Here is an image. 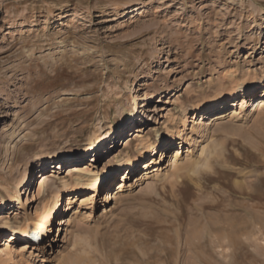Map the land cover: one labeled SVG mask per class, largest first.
Listing matches in <instances>:
<instances>
[{"label": "rangeland", "instance_id": "1", "mask_svg": "<svg viewBox=\"0 0 264 264\" xmlns=\"http://www.w3.org/2000/svg\"><path fill=\"white\" fill-rule=\"evenodd\" d=\"M263 71L264 0H0V219L8 214L17 228L25 214L42 213L53 186L74 174V161L102 175L117 155L133 156L138 127L157 144L175 118L182 161L187 151L198 156L199 146L212 142L219 157L214 172L173 186L163 175L179 146L174 141L157 165L158 179L136 182L151 163L147 155L129 176L133 188L111 207L106 196L116 193L121 173L99 189L94 208L92 193L75 195L68 211V195H61L40 245L49 260L30 256L21 250L25 240L5 233L0 250L10 247L18 257H3L2 264H264V107L251 111L253 103L238 119L225 120L232 130H209L205 138L192 117L196 105L230 86L229 75L260 83ZM256 89L252 99L264 94ZM238 100L222 106L238 109ZM144 111L143 119L130 120ZM123 112L128 117L121 125ZM98 130L101 136L87 145ZM23 135L26 144L16 146ZM41 150L78 153L52 158L44 168L53 179L38 195ZM156 154L159 160L161 151ZM25 169L29 181L9 202L3 187L15 188ZM30 191L33 198L19 208ZM66 215H74L71 236L59 240V219Z\"/></svg>", "mask_w": 264, "mask_h": 264}, {"label": "bare ground", "instance_id": "2", "mask_svg": "<svg viewBox=\"0 0 264 264\" xmlns=\"http://www.w3.org/2000/svg\"><path fill=\"white\" fill-rule=\"evenodd\" d=\"M260 12H262V10H260ZM155 41H156L155 43L157 44L159 39L157 38ZM22 46H23L22 43L19 42L17 50L21 49ZM57 46L60 47V49L65 48L64 43H59ZM159 46L160 44L157 45V47ZM54 51L59 52L60 50L59 51L54 50ZM262 74L264 76V71L262 72ZM234 75L235 74L229 75V78L231 81L230 86L226 87L225 89L219 92H216V95H214L213 97L204 99L202 103L195 106L194 114L196 115L193 114L194 116H192L193 122H195L196 125L199 124L202 127L199 132V134L202 135V137L203 136L206 137L209 130H216V129L218 130L221 129L223 131L232 130L233 126L229 122H225V120L230 119L231 121V120L238 119L241 113L245 111L248 107L252 106L253 103L254 105L251 111L258 112L263 109L264 94H261V96L258 97L257 99H252L253 95L251 93H253L252 90L253 89L255 90L256 88H257L256 90L260 88L264 89V81L258 83V80H256V77L253 76L252 78H248L247 75H243L241 78L236 79L235 78L236 75L235 76ZM231 98L232 99L239 98L238 100L239 108L226 111L225 106H222V105L225 104L226 99H231ZM249 103L250 105L247 106ZM138 108L139 107H137V105L135 104L134 109L137 110ZM161 110H162L161 108H158L157 112ZM207 111H211L213 112V114L208 119H204ZM145 113L146 112L144 111V113L139 114L140 115L138 116L139 118L135 116H130V120H132V122L133 121L137 122L138 120L143 119L140 117L141 116L143 117ZM127 117L128 116L126 115L125 112L121 114L120 116L121 125L125 124ZM173 119L175 120V118ZM174 120L172 121L173 123L172 129H170L169 127H166V135H165L166 138H163L161 136L157 137L158 139L157 144H154L153 142H151L149 138H144L143 135H139V133L142 130V127H138L136 129V133L134 134L135 137L139 138L138 140L139 142L136 145L135 154L133 156L129 155L128 153H126L124 156L117 155L113 165L110 167L109 170L105 171L104 174L102 175L99 173H95V172L92 173L91 171L85 172L79 169V167L75 166L76 164H79V161L78 162L74 161L71 164L72 166L71 171H73L74 174L72 175L71 173L69 176H67V178L63 177V179L60 181V185H61L60 187L53 186L52 193H50V195L47 198L45 197L43 199L44 205H43L42 213H37L35 216L25 214L23 217L22 223H20V225L17 226V228L14 227L15 222L17 220L15 219V221H11V218L7 214L6 217H3L2 219H0L1 220L0 221V235L5 234V233L11 234L8 236L10 240H14L16 238H22L23 240L26 241V243L22 245L21 250H26V249L31 250L29 252L30 256H33V255L35 256V254L39 253L42 255L41 261L43 262L48 261L49 258L46 256V251L43 250L40 245L38 246L34 244L33 235L38 233L42 235L45 234L48 236L49 231H50V226L52 223V219L53 217L57 216L59 212L58 210H59V203H60L61 195H64V194L68 195L67 204L65 208L66 211H68V209L72 206V203H73L72 200H73V197H75V195L82 194V193L85 194L87 192L92 193V199H90L92 201L91 208H94L95 206L93 205V199L97 197L99 189L101 188L107 189L110 181H112L115 178V175L118 173H121L120 174L121 181L118 182V185L116 187V193L112 196L110 192H108L106 196L105 206L111 207L113 200H115V203H118L120 199L119 198L120 192H124L125 190H131L133 188L132 185L130 184L127 185L129 176L131 173L133 174L139 161L143 160L147 155L152 154L151 163L149 165H146V169L143 173H140V175L136 176L137 178L136 182L140 184L146 179L147 180L152 179V177H154V180L158 179L159 168H157V165H159L161 160H163L165 156V152L167 151V145L168 144L173 145L174 141H179V144H178L179 146H178V149H173L172 151H170L169 162L167 163V167H166L167 170L165 171V174L163 175L167 180L168 178L170 179L168 183L170 184L172 183L174 186V184L175 185L178 184V182L182 181L184 178H188V180L190 179L191 181H193V183H195L194 179H197V177L200 176L202 173L214 172L215 170H214L213 164L217 162L216 158L218 157V149H217V146H215L216 144L214 145L213 142L210 144L205 143L206 145L201 144L197 151V153H199L198 156H195L192 151H187L186 156H185L186 159L182 161L183 152L180 151L181 150L180 147L182 146V144L180 142L181 138L179 135L180 132L182 131L181 129H178L176 127L175 125L176 123ZM181 126H183L184 128L186 127L185 118L181 119ZM99 134H100V130L93 132L87 138L86 144L90 145L93 140L101 136ZM104 136H106V134ZM26 141H27L26 137L25 135H23L22 138L18 140L17 142L18 145L16 146H19V147L23 146L26 144ZM71 142L72 141L70 140L63 141L64 145H67ZM157 150L161 151L159 160L154 158V156H157L156 154ZM77 153L78 152L76 150H70V151L62 150L58 154L50 155V153L47 150L40 151V156L38 157V160H39V165L41 167L40 169L42 173L41 175H39L40 183L38 187V195L44 193V188L53 179L52 174L45 172V168H44L45 166H48V163L52 161V158L54 159L64 158L66 156H74ZM89 166L93 167V165L91 164H89ZM149 166H151L150 167L151 169L148 170ZM50 169H53V168L50 167ZM125 171L127 174H124ZM153 171L155 172L154 175L150 176L151 174H153ZM27 173H28L27 169H25L24 172L20 175V178L17 180L16 186H14L15 188L3 187L5 194L7 196L6 198H8L9 202L17 201V195L21 187L22 188L25 187L27 181H29V175ZM163 176L161 178H163ZM154 187L156 189L155 183L153 185H149L147 189L154 190ZM235 187H237V185ZM199 188L201 189L202 187H199ZM31 198H33V196H31V191H30L27 196V200H25V202H23L22 205H21V202H19L20 204L19 208H25V206L29 204ZM3 201H4V196L0 193V207H3L2 206L3 204L1 203ZM78 206L80 207V204ZM72 208H70V210ZM105 210H107V207H105ZM74 215L69 216V217L68 215H66L59 219V222H60L58 225L59 240L62 237V235H63V240H68L69 237L71 236V232L68 230V227L70 226V222ZM76 238L77 237L75 236L74 241H76ZM196 241L197 240H195V242ZM76 245L78 246V242L72 243V248L70 250V253L68 252L69 254H71L72 251H75V249L77 248ZM0 254H3V255H0V264L4 263L3 257H6V258L9 257V259L13 261L15 258L17 259L18 257V254L13 252L10 247H7L5 251L0 250ZM17 263H20V262H17Z\"/></svg>", "mask_w": 264, "mask_h": 264}]
</instances>
